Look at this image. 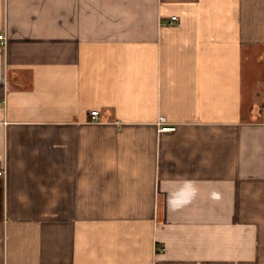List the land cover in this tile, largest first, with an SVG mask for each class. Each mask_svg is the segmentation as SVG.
I'll return each instance as SVG.
<instances>
[{"label":"crops","instance_id":"1","mask_svg":"<svg viewBox=\"0 0 264 264\" xmlns=\"http://www.w3.org/2000/svg\"><path fill=\"white\" fill-rule=\"evenodd\" d=\"M0 35V264H264V0H0Z\"/></svg>","mask_w":264,"mask_h":264},{"label":"built area","instance_id":"2","mask_svg":"<svg viewBox=\"0 0 264 264\" xmlns=\"http://www.w3.org/2000/svg\"><path fill=\"white\" fill-rule=\"evenodd\" d=\"M179 24H180L179 19L177 17H173L171 19V22L169 25L175 26V25H179ZM0 41L4 44L6 41V37L4 35H0ZM98 115H99V113L97 111H94L91 113V116L93 117V119H98ZM162 121L165 122L164 119ZM164 130L165 131H172V130H174V128H165ZM4 174H5V171L0 169V176H2Z\"/></svg>","mask_w":264,"mask_h":264},{"label":"trees","instance_id":"3","mask_svg":"<svg viewBox=\"0 0 264 264\" xmlns=\"http://www.w3.org/2000/svg\"><path fill=\"white\" fill-rule=\"evenodd\" d=\"M0 195H2V190H1V194Z\"/></svg>","mask_w":264,"mask_h":264}]
</instances>
